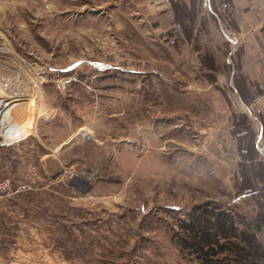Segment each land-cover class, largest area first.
<instances>
[{
  "label": "rangeland",
  "instance_id": "rangeland-1",
  "mask_svg": "<svg viewBox=\"0 0 264 264\" xmlns=\"http://www.w3.org/2000/svg\"><path fill=\"white\" fill-rule=\"evenodd\" d=\"M2 102L0 264H264V0H0Z\"/></svg>",
  "mask_w": 264,
  "mask_h": 264
},
{
  "label": "trees",
  "instance_id": "trees-1",
  "mask_svg": "<svg viewBox=\"0 0 264 264\" xmlns=\"http://www.w3.org/2000/svg\"><path fill=\"white\" fill-rule=\"evenodd\" d=\"M253 149H254V152H259L260 153V151H259V149H258V147H257V145H256V143L255 144H253ZM246 185L248 184L247 182L245 183ZM250 185H252V184H248V190H246V192H251V190L252 189H249V186ZM193 221H191L190 223H189V228L191 229V231H193V234H194V232L196 231H198V233H201L200 234V237H201V239H203V240H205V242H207V243H211V240H210V236H211V234L210 233H212L210 230H209V228L207 227L208 226V224H210L209 222H210V219H200V218H193L192 219ZM224 220V219H223ZM216 224L217 223H221V219H216ZM213 223V222H212ZM207 224V225H206ZM214 226H215V223H214ZM226 224H222V226L219 228L220 230H222V234L224 235V234H226ZM213 234V233H212ZM225 236V235H224ZM202 242V241H201ZM213 244V243H212ZM212 246V245H211Z\"/></svg>",
  "mask_w": 264,
  "mask_h": 264
},
{
  "label": "bare ground",
  "instance_id": "bare-ground-1",
  "mask_svg": "<svg viewBox=\"0 0 264 264\" xmlns=\"http://www.w3.org/2000/svg\"><path fill=\"white\" fill-rule=\"evenodd\" d=\"M6 52V51H5ZM8 107L7 105H5L3 102L0 105V111H5V108ZM5 113L0 114V119L2 118V116L4 117ZM11 123L13 124V122L11 121ZM8 124H5V126H1L0 127V138L3 140H7V141H11V139L17 138V137H21L22 135H24V133H26L29 129L25 128L24 130L21 128V126L19 128H8L7 126ZM29 125V124H28ZM28 127V126H27ZM7 129L6 131L4 129Z\"/></svg>",
  "mask_w": 264,
  "mask_h": 264
},
{
  "label": "built area",
  "instance_id": "built-area-1",
  "mask_svg": "<svg viewBox=\"0 0 264 264\" xmlns=\"http://www.w3.org/2000/svg\"><path fill=\"white\" fill-rule=\"evenodd\" d=\"M9 189V182L8 180H5L3 182L0 183V191L1 192H7ZM27 189V185L26 184H23V185H20L18 190L22 191V190H25Z\"/></svg>",
  "mask_w": 264,
  "mask_h": 264
},
{
  "label": "crops",
  "instance_id": "crops-1",
  "mask_svg": "<svg viewBox=\"0 0 264 264\" xmlns=\"http://www.w3.org/2000/svg\"><path fill=\"white\" fill-rule=\"evenodd\" d=\"M259 149V148H258ZM260 150V149H259Z\"/></svg>",
  "mask_w": 264,
  "mask_h": 264
},
{
  "label": "water",
  "instance_id": "water-1",
  "mask_svg": "<svg viewBox=\"0 0 264 264\" xmlns=\"http://www.w3.org/2000/svg\"><path fill=\"white\" fill-rule=\"evenodd\" d=\"M264 154V153H263Z\"/></svg>",
  "mask_w": 264,
  "mask_h": 264
}]
</instances>
